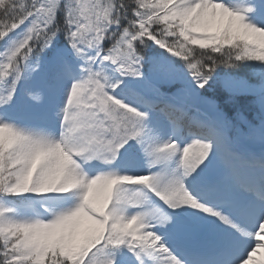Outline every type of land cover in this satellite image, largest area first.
Returning a JSON list of instances; mask_svg holds the SVG:
<instances>
[{
	"label": "snow or ice",
	"instance_id": "obj_1",
	"mask_svg": "<svg viewBox=\"0 0 264 264\" xmlns=\"http://www.w3.org/2000/svg\"><path fill=\"white\" fill-rule=\"evenodd\" d=\"M264 0H0V264H264Z\"/></svg>",
	"mask_w": 264,
	"mask_h": 264
},
{
	"label": "rangeland",
	"instance_id": "obj_2",
	"mask_svg": "<svg viewBox=\"0 0 264 264\" xmlns=\"http://www.w3.org/2000/svg\"><path fill=\"white\" fill-rule=\"evenodd\" d=\"M257 260H261L264 259V257H262L261 255L258 254V256L256 257Z\"/></svg>",
	"mask_w": 264,
	"mask_h": 264
}]
</instances>
